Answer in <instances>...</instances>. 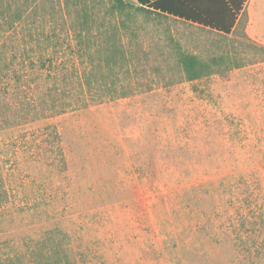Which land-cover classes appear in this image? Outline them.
<instances>
[{
  "label": "rangeland",
  "instance_id": "374dc122",
  "mask_svg": "<svg viewBox=\"0 0 264 264\" xmlns=\"http://www.w3.org/2000/svg\"><path fill=\"white\" fill-rule=\"evenodd\" d=\"M123 1L131 14L115 11L114 0H82L97 57L109 45L98 32L122 31L126 97L81 100L0 129L1 249L28 261L57 229L76 264H264V55L252 51L244 67L196 82L177 62L181 51L245 56L246 37L264 46V0H248L246 27L230 35ZM68 5L0 0V25L22 19L1 34L28 49L40 39L59 68H81L73 31L81 16ZM105 72L109 83L117 70ZM29 73L30 94L41 98L54 77ZM67 73L60 80L74 83ZM242 214L257 218L243 226Z\"/></svg>",
  "mask_w": 264,
  "mask_h": 264
},
{
  "label": "trees",
  "instance_id": "16d2710c",
  "mask_svg": "<svg viewBox=\"0 0 264 264\" xmlns=\"http://www.w3.org/2000/svg\"><path fill=\"white\" fill-rule=\"evenodd\" d=\"M70 1L78 12H75L77 16H81L73 24L78 49L76 54L79 59H83L81 68H74L72 71H70V68H59L57 65L58 60L54 55H50L49 50L42 48L40 39L34 40L37 41L36 47L28 49L20 46L14 38L11 40L10 36H7L9 34L3 35L0 31V129L66 113L81 100L84 103H103L107 99L115 100L126 97L120 76L131 71L126 66L128 54L122 50L121 46H118V42L121 41L120 37L122 38L121 29L113 27L110 32L104 33L102 30L98 32L97 38L104 40L109 45L106 46V56L97 57L96 54L99 53L90 46L93 43L91 41V34L93 33L91 19L84 15L85 12L87 14V4L83 3L82 0H65L67 10H70V5H68ZM138 1L141 11H152L155 14L166 16L153 10L144 0ZM131 8L123 0H114V9L119 13L129 15L132 13ZM3 21L4 23L0 25L1 28L7 29L6 33H11L18 23L21 24L22 19L21 17L18 20L6 18ZM247 23L248 13L245 11L236 28L222 34H233L241 24L246 27ZM124 29H127L126 24H124ZM31 38L33 39V36ZM46 38L49 42L47 48H50V41L53 42V39L50 36H46ZM246 40L245 47L248 50L245 52V56L237 49L236 52L226 51L220 56H215L209 60H204L188 52H179L177 62L182 69L184 79L188 82H196L224 73L226 70L244 67L247 65L246 61H249L247 58H249L252 51L264 55V46H257L254 42L249 41L247 37ZM105 70L111 72L117 70L114 75H108L111 79L109 83L106 81L105 75L107 73ZM30 71L34 75L46 72L52 78L54 77L52 86L45 91L41 98L39 96L34 98V94H30L32 90L29 82ZM67 72L77 76L74 83L70 84L65 79L60 80V75L68 74ZM62 87L61 91L60 88ZM59 91L65 96L58 97L54 95ZM74 97H77L76 100H74ZM52 129L51 136L59 141V133L54 127ZM0 182L3 184L1 174ZM4 199L5 196L0 194V205L4 202ZM252 215L242 214L240 216L243 226L245 222L249 223L252 220L250 218H257L256 215ZM59 235H62L60 230H51L44 238L38 240L28 261L17 255L6 254L0 246V264H29V262L30 264H76L70 256L71 250L64 244V241L59 240ZM262 248L264 249L263 245Z\"/></svg>",
  "mask_w": 264,
  "mask_h": 264
},
{
  "label": "crops",
  "instance_id": "0c3cea01",
  "mask_svg": "<svg viewBox=\"0 0 264 264\" xmlns=\"http://www.w3.org/2000/svg\"><path fill=\"white\" fill-rule=\"evenodd\" d=\"M139 4L138 0H134ZM153 10L207 29L233 31L247 11L248 0H144Z\"/></svg>",
  "mask_w": 264,
  "mask_h": 264
}]
</instances>
